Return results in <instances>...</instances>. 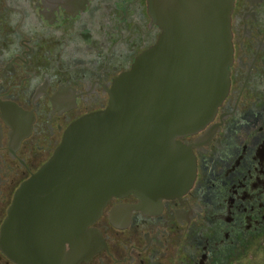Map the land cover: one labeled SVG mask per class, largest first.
I'll return each instance as SVG.
<instances>
[{"label": "flooded vegetation", "instance_id": "flooded-vegetation-1", "mask_svg": "<svg viewBox=\"0 0 264 264\" xmlns=\"http://www.w3.org/2000/svg\"><path fill=\"white\" fill-rule=\"evenodd\" d=\"M161 33L149 0H0V236L18 189ZM231 39L229 95L181 139L192 188L160 208L113 198L90 227L99 250L79 264H220L264 246V0H232ZM0 264L17 263L0 248Z\"/></svg>", "mask_w": 264, "mask_h": 264}, {"label": "water", "instance_id": "water-1", "mask_svg": "<svg viewBox=\"0 0 264 264\" xmlns=\"http://www.w3.org/2000/svg\"><path fill=\"white\" fill-rule=\"evenodd\" d=\"M231 12L232 0H149L157 44L16 192L0 236L12 261H88L100 246L90 227L113 198L160 208L192 188L196 157L181 139L203 131L229 95Z\"/></svg>", "mask_w": 264, "mask_h": 264}, {"label": "rangeland", "instance_id": "rangeland-1", "mask_svg": "<svg viewBox=\"0 0 264 264\" xmlns=\"http://www.w3.org/2000/svg\"><path fill=\"white\" fill-rule=\"evenodd\" d=\"M220 264H264V246L252 248L245 253H229Z\"/></svg>", "mask_w": 264, "mask_h": 264}]
</instances>
